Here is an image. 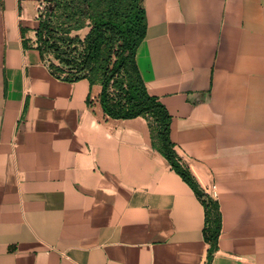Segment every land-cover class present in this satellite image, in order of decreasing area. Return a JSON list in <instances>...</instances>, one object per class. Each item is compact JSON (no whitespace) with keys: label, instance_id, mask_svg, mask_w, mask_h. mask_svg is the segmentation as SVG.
I'll list each match as a JSON object with an SVG mask.
<instances>
[{"label":"crops","instance_id":"1","mask_svg":"<svg viewBox=\"0 0 264 264\" xmlns=\"http://www.w3.org/2000/svg\"><path fill=\"white\" fill-rule=\"evenodd\" d=\"M44 0H0V264H205V209L143 117L55 77ZM136 61L171 141L218 201L211 264H264V0H145Z\"/></svg>","mask_w":264,"mask_h":264},{"label":"trees","instance_id":"2","mask_svg":"<svg viewBox=\"0 0 264 264\" xmlns=\"http://www.w3.org/2000/svg\"><path fill=\"white\" fill-rule=\"evenodd\" d=\"M144 2L65 0L58 5L63 15L60 22L53 13L40 20L37 41L55 77L69 82L87 78L102 86L100 102L107 116L147 120L154 147L204 206V239L210 246L205 264H211L222 228L219 203L202 190L175 152L170 136L172 117L159 99L148 93L139 70L136 54L147 30ZM86 27L90 29L83 39L74 35Z\"/></svg>","mask_w":264,"mask_h":264},{"label":"rangeland","instance_id":"3","mask_svg":"<svg viewBox=\"0 0 264 264\" xmlns=\"http://www.w3.org/2000/svg\"><path fill=\"white\" fill-rule=\"evenodd\" d=\"M65 0H44L45 6L40 5L38 9L39 13V20L47 18L49 15H54L56 17V21L60 22L62 18V11L59 10V4L63 3ZM70 1V0H68ZM55 21V20H54ZM89 22H86V25H88ZM89 27H86L80 32H75L74 35H80V37L83 39L84 36L89 31ZM53 59V56L51 57Z\"/></svg>","mask_w":264,"mask_h":264},{"label":"built area","instance_id":"4","mask_svg":"<svg viewBox=\"0 0 264 264\" xmlns=\"http://www.w3.org/2000/svg\"><path fill=\"white\" fill-rule=\"evenodd\" d=\"M41 5L45 6V3H44V2H42V3H41Z\"/></svg>","mask_w":264,"mask_h":264}]
</instances>
